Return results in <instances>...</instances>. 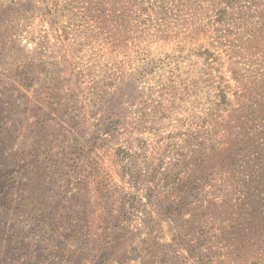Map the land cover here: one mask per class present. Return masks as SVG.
Returning a JSON list of instances; mask_svg holds the SVG:
<instances>
[{"label": "rangeland", "instance_id": "rangeland-1", "mask_svg": "<svg viewBox=\"0 0 264 264\" xmlns=\"http://www.w3.org/2000/svg\"><path fill=\"white\" fill-rule=\"evenodd\" d=\"M216 2L0 0V264H264V0Z\"/></svg>", "mask_w": 264, "mask_h": 264}, {"label": "trees", "instance_id": "trees-1", "mask_svg": "<svg viewBox=\"0 0 264 264\" xmlns=\"http://www.w3.org/2000/svg\"><path fill=\"white\" fill-rule=\"evenodd\" d=\"M238 1L239 0H217L216 5L219 8V9H217V14H219V17L217 20H219L221 22L222 16L227 15L228 7L232 6L233 4H235ZM258 23L264 24V16H262L259 19ZM251 39L256 40V39H258V37H257V35H251ZM225 97H226L225 93H222V99H224Z\"/></svg>", "mask_w": 264, "mask_h": 264}]
</instances>
